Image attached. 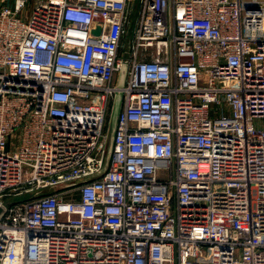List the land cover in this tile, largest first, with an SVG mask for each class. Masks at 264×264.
<instances>
[{"label": "built area", "instance_id": "obj_1", "mask_svg": "<svg viewBox=\"0 0 264 264\" xmlns=\"http://www.w3.org/2000/svg\"><path fill=\"white\" fill-rule=\"evenodd\" d=\"M29 1L0 0V264H264V0Z\"/></svg>", "mask_w": 264, "mask_h": 264}, {"label": "water", "instance_id": "obj_2", "mask_svg": "<svg viewBox=\"0 0 264 264\" xmlns=\"http://www.w3.org/2000/svg\"><path fill=\"white\" fill-rule=\"evenodd\" d=\"M125 74H126V65H122L119 71L118 75V81H117V89L118 91L115 94V98L112 104V109L110 113V118H109V125H108V131H107V140H106V153H105V158H104V163L102 169L97 173L96 175L87 177L81 181H86L91 178H96L101 176L108 168V164L111 158V153H112V146H113V139H114V133H115V128H116V123H117V118L119 114V110L121 107V101H122V94L119 91L121 88L124 86V81H125ZM2 210H0V217L2 215Z\"/></svg>", "mask_w": 264, "mask_h": 264}, {"label": "crops", "instance_id": "obj_3", "mask_svg": "<svg viewBox=\"0 0 264 264\" xmlns=\"http://www.w3.org/2000/svg\"><path fill=\"white\" fill-rule=\"evenodd\" d=\"M29 2H30V3H29V8H31L32 5L34 4L35 0H30Z\"/></svg>", "mask_w": 264, "mask_h": 264}, {"label": "rangeland", "instance_id": "obj_4", "mask_svg": "<svg viewBox=\"0 0 264 264\" xmlns=\"http://www.w3.org/2000/svg\"><path fill=\"white\" fill-rule=\"evenodd\" d=\"M129 41H130V40H129V39H127V41H126V42L128 43Z\"/></svg>", "mask_w": 264, "mask_h": 264}]
</instances>
